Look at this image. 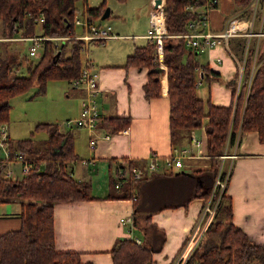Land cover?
I'll return each mask as SVG.
<instances>
[{
	"label": "trees",
	"instance_id": "16d2710c",
	"mask_svg": "<svg viewBox=\"0 0 264 264\" xmlns=\"http://www.w3.org/2000/svg\"><path fill=\"white\" fill-rule=\"evenodd\" d=\"M75 0H0V23L4 33L18 31L15 22H20L21 35L35 33L34 18L43 14L42 34L64 35L73 30L72 16ZM251 0H233L245 7ZM205 0H164L162 36L163 63L166 66L167 96L169 99V135L172 144L180 145L183 136L197 127L203 117L205 124L207 165L191 170L151 173L140 178H129L110 197H134L136 224L142 229L144 240L119 238L110 253L113 264H149L151 253L161 248L164 230L150 219L152 212L167 207L186 205L193 197L206 199L213 184L227 137L233 142L237 129L255 130L258 139L264 142V59L255 64L244 96L242 86L236 101L217 105L209 98L197 95V69L207 73V65L194 58V50L187 48L180 34L188 30L187 23L196 19L198 13L187 8L200 6ZM105 6L88 8L92 18H98ZM68 22V25H66ZM168 34V35H167ZM24 42V41H21ZM38 58L26 61V75H15L12 70L13 54L0 58V123L7 122L11 96L27 90L34 82L38 91L45 89L49 79H67L79 74L84 64L80 58L83 42L70 38L65 45L53 47L51 40H43ZM10 53V52H9ZM26 59V55H24ZM252 48L247 50L244 75L248 78L251 68ZM19 65V62L17 63ZM147 67L148 79L144 84V95L155 97L160 94L159 70L155 59V45L148 40L135 46L127 55L125 65ZM199 72V71H198ZM211 73H217L211 71ZM10 76V81L4 83ZM234 94V82H229ZM109 118L113 129L126 126L127 118ZM116 122V123H115ZM36 129H44L45 149L39 153L34 149V140L7 139L8 151L12 156L17 151L34 153L28 174L19 180L5 178L0 167V201L19 199L21 225L17 229L0 234V264H81L78 252L55 248L53 230V205L56 202L78 201L91 198L90 185L85 180L73 177L65 163L76 157L70 131L59 129L56 122H39ZM27 146L26 151L22 147ZM29 155V154H28ZM130 166L136 162H128ZM216 193H214V196ZM229 196H219L214 215L203 232L198 244L184 264H264V244L253 243L243 230L230 220Z\"/></svg>",
	"mask_w": 264,
	"mask_h": 264
},
{
	"label": "crops",
	"instance_id": "0c3cea01",
	"mask_svg": "<svg viewBox=\"0 0 264 264\" xmlns=\"http://www.w3.org/2000/svg\"><path fill=\"white\" fill-rule=\"evenodd\" d=\"M152 8L151 0H146L145 27L149 26ZM252 9L250 3L239 7L233 0H218L209 11L208 28L212 31L221 30L226 19L235 13L244 15L249 23ZM111 14L110 10L107 18ZM100 23L105 24L102 21ZM259 29L263 33L254 35ZM251 31L247 34L231 35L226 43L219 42L202 52L194 51V58L208 67L207 73L201 76V71L197 69L196 92L197 86L202 85L204 81L208 82L207 96L197 94L199 97L209 98L211 103L217 105H227L231 102L234 104L245 84L244 96L246 95L249 76L245 78L243 68L247 50L252 48L251 64L255 65L264 59L263 12L255 13ZM144 34L114 32L111 26L109 37L98 41H82V49L90 43L103 45V50L92 56L93 59L88 54L83 59L91 61L98 72L99 89L95 99L100 121L92 132L77 126L86 133L85 147L82 148V136L78 135L75 140L72 131L75 126H71L76 158L69 161L68 168L73 177L89 183L91 198L56 202L53 205L55 248L78 252L81 264H113L110 250L117 239L130 238L137 239L138 242L144 240L143 231L136 224L133 199L109 196L115 192L111 180L115 179L118 165L134 161L135 165L147 172L144 175L167 173L169 170H166L165 157L176 154L182 148L188 151L182 158L184 169L191 170L207 165L204 129L207 118L203 117L197 127L190 129L182 137L180 145L172 144L169 135L166 69L159 70L158 74L160 94L148 98L144 95L143 86L148 79L149 69L132 64L125 65L127 55L133 48L142 46L149 40ZM140 37L146 40L145 43H138L141 42L137 40ZM66 42H62L63 45ZM68 46L69 43L64 47L65 50ZM232 81L234 94L228 85ZM83 95L82 89L72 86L66 92V96L71 100L72 112L64 117L65 120L78 115ZM109 118H127L128 123L124 127L113 129ZM103 133H108L109 137L101 138ZM91 134L99 137L93 149L88 146ZM225 148L226 152L234 151L237 154L233 159V167L224 190V194L230 198V220L240 227L253 243L264 244V142L258 139L255 130L237 129L233 142L227 137ZM79 150H82L81 154L78 153ZM153 159L158 166L156 170L148 172L146 165ZM203 203V197H193L186 205L167 207L151 213L150 219L164 230L165 238L161 248L151 253L152 261L149 264H175L182 245L197 223ZM20 210L19 199L0 201V234L20 227ZM121 217H127L129 220L121 221Z\"/></svg>",
	"mask_w": 264,
	"mask_h": 264
},
{
	"label": "built area",
	"instance_id": "2783aa9c",
	"mask_svg": "<svg viewBox=\"0 0 264 264\" xmlns=\"http://www.w3.org/2000/svg\"><path fill=\"white\" fill-rule=\"evenodd\" d=\"M151 2L153 8L150 12V23L144 36L154 42L155 59L158 65L157 67L161 70L166 69L162 59V36L165 34V26L162 17V9L164 2L163 0H161L156 5H154V0H151ZM217 3L218 0H205V2L200 6H187V8H189L190 10L198 13V17L196 19H191L188 21V30L180 34V36L184 38V44L187 48H192L195 52H202L219 42L226 43L227 38L231 35H241L247 34V32H252L251 23L252 18L256 13L255 9L257 5V0L250 1V4L253 6V12L251 14V21L249 23H247L248 18H245L244 15L240 13H235L226 19L221 30L212 31L208 28L209 11ZM82 12L83 14L81 17L76 13H74L72 16L73 27L81 25L78 26L81 29L79 33H72L70 30H68V33L64 35L50 36L42 34V28L44 23L43 14H39L34 18L35 33L30 35H21L20 33H18L19 30L22 29V27L19 24L20 22H15L18 31H15L14 34L7 35L0 31V50L1 46L3 45V42L5 41H24L25 43H28L26 47L27 55L35 56L38 54L40 55L42 50L41 42L46 39L51 40L53 42L54 38H58V41L60 42L59 45L61 46L63 45L62 42L66 41L69 38H77L81 39L82 41L88 42L91 40H103L111 35L110 25L100 23V21L97 22L95 18H92L87 8H84ZM262 33L263 32L259 29V32H255L253 34L260 35ZM254 66V64H251L248 85ZM98 79V72L93 63L88 59H86L84 64L81 66L79 74L69 79L70 85L73 88L82 89L84 91V95L80 100V108L78 115L74 118L66 119L64 121L65 126H78L87 129L89 132H92L97 128V124L100 121V116L95 99L96 93L99 89ZM100 137L108 138L109 134L103 133ZM7 139L8 133L6 129L0 124V146L5 150L4 158L0 159V167L3 176H6L10 180H13L14 178L12 177H15L14 173L12 175H9L8 173L10 171L8 170L7 173L4 170L7 168L11 169L9 164H12L13 161H19L21 173L17 175V178H21V175H26V173L29 172V170L33 166V163L28 158H25L21 151H17L11 156L8 151ZM98 139V136L92 134L90 135L88 139V146L90 149H93L95 147L98 142ZM187 153V149L182 148L178 150L176 154L171 155L170 157H165L164 162L166 170L180 171L181 169H184L182 158ZM236 156V152H226V148H223L222 153L219 154V164L217 167L215 178L213 180L210 194L206 199H204V203L201 208L197 223L192 229L190 235L185 240L184 244L182 245L175 264H184L189 254L194 250V248L198 244L203 232L209 226L214 215L219 196L224 193L233 167V159ZM157 166V162L154 159L150 160L146 165V170L148 172H152L156 170ZM145 173L147 172L143 170L140 166H130L128 162H124L116 167L114 174V186L118 188L123 181L129 178H140ZM214 193H216L215 196ZM124 219L129 220V218L127 217L120 218L121 221H123ZM135 241L138 242L137 239Z\"/></svg>",
	"mask_w": 264,
	"mask_h": 264
},
{
	"label": "rangeland",
	"instance_id": "374dc122",
	"mask_svg": "<svg viewBox=\"0 0 264 264\" xmlns=\"http://www.w3.org/2000/svg\"><path fill=\"white\" fill-rule=\"evenodd\" d=\"M164 2V0H163ZM100 4L103 6H108L109 10H111L112 14L109 18L104 19H96V21H102L105 24L108 22L112 26L114 32L119 33H142L146 32L148 27L144 26V20L147 16L146 14V0H75L74 1V13L78 14L80 17L82 16V10L84 8H93L97 7ZM253 7V6H252ZM251 7L249 8V10ZM264 13V0H257L256 5V13ZM73 13V14H74ZM107 21V22H106ZM77 25L73 27L75 32H79L80 28ZM3 25L0 23V30L4 32ZM142 31V32H141ZM19 30L18 33H20ZM17 33V34H18ZM168 35V34H167ZM70 39V38H69ZM67 39L66 41H68ZM54 41L51 43L53 47L59 46V39L54 38ZM138 43H145L144 38H137ZM28 43L21 41H5L1 46L0 50V58L5 56H9L13 54L14 61L12 64V70H14L15 75H26V61L28 60H36L39 56H29L26 53V47ZM118 44V43H116ZM103 50V45L90 43L87 47L82 49L80 52V58L83 60L85 55H89L90 58L92 56H96L100 51ZM67 49L65 50V52ZM10 52V53H9ZM26 55V59L24 58ZM93 59V58H92ZM19 62V65L17 64ZM166 67V66H165ZM166 72V71H165ZM162 73H160L161 75ZM10 81V76L5 79L4 83H8ZM197 94L202 97L207 96L208 90V82L204 81L202 85L197 86ZM71 89V85L69 80L63 78L59 79H49L45 83V89L42 92L38 91L37 83L34 82L27 90L15 94L10 97V108L8 111V120L7 122L2 123V126L6 129L8 133L9 139H26L31 138L34 140L33 148L39 150L41 153L45 149L44 139L47 137V132L44 129H36L35 126L39 122H48V120L52 122L58 123L59 129L63 131H70L69 126L64 125V117L72 112V105L70 97L66 96V92ZM206 99V98H205ZM77 116V115H76ZM74 116V117H76ZM73 116H70V118ZM75 126L73 128V132L75 134V140L78 138V135L82 136V144L81 147L84 146L85 142V134L83 133V129ZM79 132V134H76ZM28 145L22 147L24 151L26 150ZM79 149L78 146H76ZM82 150H79V154H81ZM29 154V155H28ZM34 153H26L24 155L25 158L30 160L34 159ZM5 155V150L0 146V159H3ZM76 158V157H75ZM74 160V158L72 159ZM31 161V160H30ZM78 162V160H76ZM32 162V161H31ZM68 162L65 163V169L69 171ZM78 164V163H77ZM2 166V165H1ZM10 168L4 169L5 172L12 175L14 173L15 177L13 180H19L21 178H17V175L20 174V164L19 161H13L12 164H9ZM79 166V165H78ZM28 174V173H26ZM24 175H21V177ZM5 178H8L5 176Z\"/></svg>",
	"mask_w": 264,
	"mask_h": 264
},
{
	"label": "water",
	"instance_id": "95a60500",
	"mask_svg": "<svg viewBox=\"0 0 264 264\" xmlns=\"http://www.w3.org/2000/svg\"><path fill=\"white\" fill-rule=\"evenodd\" d=\"M161 0H154V5H156L158 2H160ZM109 7L108 6H105L99 16V19H104V18H107L109 16ZM66 25H68V22H66ZM158 70H160V68L157 67ZM203 73L200 72V76L202 75ZM176 173L178 171H175Z\"/></svg>",
	"mask_w": 264,
	"mask_h": 264
}]
</instances>
